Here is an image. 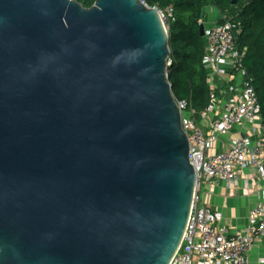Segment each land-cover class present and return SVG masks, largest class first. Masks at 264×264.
<instances>
[{
	"label": "water",
	"instance_id": "obj_1",
	"mask_svg": "<svg viewBox=\"0 0 264 264\" xmlns=\"http://www.w3.org/2000/svg\"><path fill=\"white\" fill-rule=\"evenodd\" d=\"M168 32L142 0H0V264H171L196 173Z\"/></svg>",
	"mask_w": 264,
	"mask_h": 264
},
{
	"label": "built area",
	"instance_id": "obj_2",
	"mask_svg": "<svg viewBox=\"0 0 264 264\" xmlns=\"http://www.w3.org/2000/svg\"><path fill=\"white\" fill-rule=\"evenodd\" d=\"M158 10L170 29L176 19L174 7ZM240 31L241 24L231 20L205 28L203 66L211 87L209 108L198 115L187 101L176 100L196 173V193L183 242L171 264H249L250 252L264 239V196H258L247 227L235 234L218 226V213L204 201L205 193L221 183L234 187L248 168L264 178V124L244 66L246 49L238 45ZM172 63L170 57L168 75ZM222 140L226 147L219 150ZM244 187L250 189L248 180ZM260 262L264 264V257Z\"/></svg>",
	"mask_w": 264,
	"mask_h": 264
},
{
	"label": "trees",
	"instance_id": "obj_3",
	"mask_svg": "<svg viewBox=\"0 0 264 264\" xmlns=\"http://www.w3.org/2000/svg\"><path fill=\"white\" fill-rule=\"evenodd\" d=\"M91 8L96 0H75ZM149 7L164 10L173 6L176 19L170 24L172 59L169 81L174 97L187 101L199 115L211 105V87L203 66L206 40L199 33L206 12L217 10L218 24L227 20L241 24L238 45L246 49L244 66L252 79L264 124V0H143Z\"/></svg>",
	"mask_w": 264,
	"mask_h": 264
},
{
	"label": "crops",
	"instance_id": "obj_4",
	"mask_svg": "<svg viewBox=\"0 0 264 264\" xmlns=\"http://www.w3.org/2000/svg\"><path fill=\"white\" fill-rule=\"evenodd\" d=\"M219 19L220 16H216L215 20L209 18V27ZM217 147L219 150L225 148L226 142L222 140ZM245 180L249 181L250 189H245ZM259 195L264 196V178L257 175L254 168H248L243 171L234 187L228 188L221 183L213 192L205 193L204 201L218 213L220 217L218 226L226 228L230 234H235L247 227ZM262 257H264V239H259L248 256L249 264H262L260 262Z\"/></svg>",
	"mask_w": 264,
	"mask_h": 264
},
{
	"label": "rangeland",
	"instance_id": "obj_5",
	"mask_svg": "<svg viewBox=\"0 0 264 264\" xmlns=\"http://www.w3.org/2000/svg\"><path fill=\"white\" fill-rule=\"evenodd\" d=\"M218 14H219V13H218L217 10H214V9H209V10H207V12H206V22H205V24H204L205 28H209V23H208L209 18L215 20L216 16H217V17L219 16ZM214 22H215V21H214ZM211 26H212V25H211ZM166 28L168 29L169 27L166 25ZM168 31H169V29H168ZM168 33H169V32H168Z\"/></svg>",
	"mask_w": 264,
	"mask_h": 264
}]
</instances>
